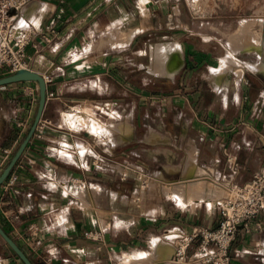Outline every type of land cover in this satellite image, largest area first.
Segmentation results:
<instances>
[{"label": "crops", "instance_id": "obj_1", "mask_svg": "<svg viewBox=\"0 0 264 264\" xmlns=\"http://www.w3.org/2000/svg\"><path fill=\"white\" fill-rule=\"evenodd\" d=\"M168 2L29 0L20 11L36 30L27 67L51 82L10 172L17 180L0 187V226L33 264H205L193 256L197 239L176 260L170 235L215 228L229 186L264 167V83L245 76L248 69H227L224 55L207 77L195 76L193 63L211 55L208 37L197 43L170 26ZM156 46L171 66L179 59L173 75L156 72ZM223 69L228 81L219 87ZM37 104L34 81L0 86V164L13 156ZM228 123L235 130L221 128ZM145 178L174 200L142 199ZM164 246L170 256L159 255ZM231 254V264H264V212L241 224ZM0 264H24L1 237Z\"/></svg>", "mask_w": 264, "mask_h": 264}, {"label": "built area", "instance_id": "obj_2", "mask_svg": "<svg viewBox=\"0 0 264 264\" xmlns=\"http://www.w3.org/2000/svg\"><path fill=\"white\" fill-rule=\"evenodd\" d=\"M29 0H0V68L8 74L27 67L26 47L36 34L35 28L20 19V11ZM46 85L49 75H43ZM225 131H233L235 124H222ZM8 155L10 152L4 150ZM7 164H0V173ZM9 174L0 184L7 189L17 179ZM221 220L215 228H198L191 234L173 232L176 240L175 259L186 255L188 247L197 239L193 256L205 264H231V248L243 222L254 219L264 212V167L252 178L241 184L230 185L227 196L218 204ZM243 228L248 231L244 224ZM242 252H247L243 250ZM239 255V253H237Z\"/></svg>", "mask_w": 264, "mask_h": 264}, {"label": "rangeland", "instance_id": "obj_3", "mask_svg": "<svg viewBox=\"0 0 264 264\" xmlns=\"http://www.w3.org/2000/svg\"><path fill=\"white\" fill-rule=\"evenodd\" d=\"M168 3L171 4V10L175 13L170 26L176 29L184 27L190 31L191 37H194L197 43H205L202 39H206L205 36L208 37L205 49L211 50V55H202L200 61L193 63V74L197 77H207L206 74L219 65V58L226 55L234 43H238L242 38L247 36L260 40L264 38V0H169ZM241 30L245 33L240 35ZM234 39L235 42H233ZM238 57L244 60H262L259 51H242L238 53ZM243 74L256 77L259 85L264 83V72L245 70ZM235 78L238 76L231 74V85ZM84 111L94 113L88 108ZM95 115L100 119L96 129L101 131L104 119L96 113ZM160 184V181L145 178L142 199L155 195V197L174 200L173 197L161 192ZM219 190L221 199L225 197L227 189L220 185ZM166 234L165 231L159 237L165 240L163 236ZM151 240L139 252L149 251ZM190 264H199V262L192 261Z\"/></svg>", "mask_w": 264, "mask_h": 264}, {"label": "bare ground", "instance_id": "obj_4", "mask_svg": "<svg viewBox=\"0 0 264 264\" xmlns=\"http://www.w3.org/2000/svg\"><path fill=\"white\" fill-rule=\"evenodd\" d=\"M131 30H132V28H131ZM242 33H245L244 30H241L239 32L240 35ZM127 35H128V33H127ZM244 37H245V35H244ZM235 39L237 40V38H235ZM235 39H234L233 42H235ZM171 48H172V51H175V52L177 51L176 53H178V49H179L178 45H172ZM242 51H259V53L261 54L262 60H259L258 61V60H244V59H240L238 57V53L239 52H242ZM151 52H153V51H151ZM153 58H155L154 60L156 61V62H154V64L155 63L157 64V62H159L158 63L160 65L159 66V69L157 71L156 70L155 71L158 74H160V75H170L171 76L179 68V59H175L174 65L171 66V62H170L169 55H167V53H165L163 51V48L160 47V46H156L155 47L154 57ZM222 62H223V64L225 66L226 65L229 66V68H231L230 65L235 66V68L238 70V73H241V70H243V69H248V70L255 71V72H264V38H262L261 40L258 39V38H256V37H251V36H247L245 38H242L241 40H239L238 43H234V45L232 46L231 50L226 55H224L222 57ZM156 64L154 66H156ZM227 69H228V67H227ZM238 73H236V74H238ZM214 74H216V73L214 72ZM227 76H229L228 75V72H226L225 69H223V73L218 77V80H217V84H218L219 87L222 86V85L224 87L225 82L228 81L226 79ZM207 191L209 192V189ZM211 192H214L213 189H212ZM202 197L205 198L204 194H203ZM194 198H196V197H194ZM197 198H199V197H197ZM206 198H208V195H207ZM171 236L173 237V235H170V237ZM169 251L170 250H169V247L168 246L161 247L160 248V251H159V255H162V256L165 255L166 256Z\"/></svg>", "mask_w": 264, "mask_h": 264}, {"label": "water", "instance_id": "obj_5", "mask_svg": "<svg viewBox=\"0 0 264 264\" xmlns=\"http://www.w3.org/2000/svg\"><path fill=\"white\" fill-rule=\"evenodd\" d=\"M18 81H34L37 83L38 87V104L35 115L33 120L28 128L27 133L25 134L24 138L18 145L17 149L15 150L13 156L5 166V168L0 173V184L8 177L10 172L12 171L13 167L15 166L16 162L18 161L19 157L23 153L24 149L26 148L28 142L30 141L31 137L33 136L37 125L41 119L44 104L46 101V90L47 85L44 81V78L41 74L32 71L29 68H21L16 70L15 72L4 75L0 77V86L18 82ZM0 237L3 241L11 248V250L21 259L24 264H33L31 260L27 257L24 251L17 245V243L4 231V229L0 226Z\"/></svg>", "mask_w": 264, "mask_h": 264}]
</instances>
